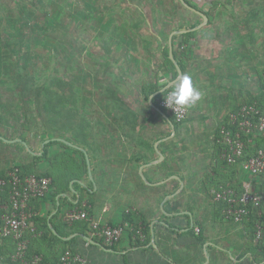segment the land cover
<instances>
[{
    "label": "rangeland",
    "instance_id": "rangeland-1",
    "mask_svg": "<svg viewBox=\"0 0 264 264\" xmlns=\"http://www.w3.org/2000/svg\"><path fill=\"white\" fill-rule=\"evenodd\" d=\"M208 2L213 6L211 13L217 15L214 19L220 26L217 29H225L226 34H222L225 38L231 34L232 55L236 61L241 59L240 66L234 64L231 68V72L239 74L241 85L236 82L237 87L232 90L240 93L241 98H249L256 93L259 77L263 76L264 0ZM178 3V0H0V123L7 137H23L11 144L0 140V165L8 158L17 159L8 166L18 165L24 170L27 167L30 174L38 175L48 170L59 185L72 176L76 177L69 182L78 180V168H81L78 156L85 155L84 149L75 144H51L49 157L39 161L35 157L38 154L28 151L25 134L35 144L31 147L34 152L43 150V141L47 140L45 124L36 110H30L31 114L19 98L22 90V95L27 94L30 100L34 98L29 90L35 85L52 86L62 92L65 83L71 82L75 98L71 102L67 100L61 112L69 126L83 129L87 137L92 136L88 148L97 146L94 152L100 159L132 160L138 145L146 143L149 136L162 133L166 136L162 142L171 148L173 156L185 161L190 174L208 177V170L215 165H210L205 153L206 139L211 134L207 136L206 132L219 123L215 118L211 122L201 118L211 109L208 97L202 95L203 109L198 111V116L188 113L179 129L171 133L169 127L162 125L153 102L142 92L144 85L155 82L162 86L171 77L165 57L166 22L161 20V15L173 19L180 14ZM142 16L159 19L150 18L147 25L152 32H161L160 39L149 35ZM56 80L64 82L62 88L56 87ZM65 93L59 94L64 97ZM23 109L28 111V117ZM85 162L83 166L88 172L86 158ZM235 174L237 180L247 178ZM211 189L205 200L216 205ZM233 240L236 246L232 247L231 255L225 252L220 261L209 264H264L262 250L254 253L248 248L249 242L237 234Z\"/></svg>",
    "mask_w": 264,
    "mask_h": 264
},
{
    "label": "crops",
    "instance_id": "crops-1",
    "mask_svg": "<svg viewBox=\"0 0 264 264\" xmlns=\"http://www.w3.org/2000/svg\"><path fill=\"white\" fill-rule=\"evenodd\" d=\"M178 2L180 14L174 15L173 19L161 15V20L166 22L164 28L167 30V50L172 57L173 50L177 53L182 74H189L193 85L204 97H208L211 109L208 115H202L201 118L205 122H211L212 118L219 122L211 130L209 124H205L209 129L207 136L211 132L206 139L205 153L211 160L210 165L215 167L208 170V177L198 173L190 174L184 160L173 156L171 148L162 142L166 137L162 133H157L155 137L149 136L146 143L138 145L139 149L132 160H128V157H111L109 162L107 159H100L94 152L97 146L88 148L92 136L86 139L87 142L75 144L86 151L90 173L84 169L83 161L85 162L86 157L81 153L78 156L81 163L78 180L69 182L76 177L72 176L65 179V184L59 185L56 183L58 181L48 176L52 180L50 193L43 199L32 201L37 213L35 227L41 230V234L29 237V251L39 252L47 257L48 264H54L56 257L66 247L79 252L92 264H209L211 261H220L221 254L225 252L231 255L232 247L236 246L232 238L236 234L249 241L247 232L245 233L249 221L241 225L234 223L225 218V208L219 210L218 204L207 203L205 200L209 190L213 187L212 194V190L216 189V181L225 178L219 165L222 160L219 159L213 138L218 134L219 124L224 123L227 114L246 102L245 96L241 98L240 93L232 90L237 87L236 82L241 85L239 74L231 72L234 64L241 65V59L239 57L236 61L230 51L233 44L229 39L231 34L225 38L222 35L226 34L225 29H217L220 26L214 21L217 15L211 13L212 3L208 0ZM150 18L152 17H141L150 31L149 35L153 39L155 36L160 39L161 32H152L147 25ZM152 19L159 20L155 17ZM171 59L176 67L177 62ZM173 80L166 79V83L160 87H165ZM153 96L149 97L150 101ZM200 101L190 112L188 109L192 116H198V111L203 109ZM155 111L162 125L169 127L171 133L179 129V126L177 129L171 127L163 110L155 107ZM183 128L185 127H181ZM25 137L29 143L28 151L41 155L42 151L34 152L31 148L35 144L33 145L30 135L25 134ZM19 139L23 137H7L0 123L2 142L11 144ZM127 152L131 153L129 150ZM15 161L18 160H5L0 165V172L4 173L11 168L8 165ZM3 166H7V169ZM238 170L236 167L237 177L247 176ZM250 179L252 188L264 194V176ZM210 181L211 184H208ZM72 208L84 209L91 217L107 224L123 225L119 242L108 246L101 239L92 237L87 221H74L71 224L64 222V213ZM43 221L47 222L50 230L47 234L42 231ZM139 231L141 235L138 234ZM253 241L258 240L254 238ZM13 249V241L0 239L1 254L7 255ZM207 255L209 261L206 262Z\"/></svg>",
    "mask_w": 264,
    "mask_h": 264
},
{
    "label": "built area",
    "instance_id": "built-area-1",
    "mask_svg": "<svg viewBox=\"0 0 264 264\" xmlns=\"http://www.w3.org/2000/svg\"><path fill=\"white\" fill-rule=\"evenodd\" d=\"M166 93L157 100L161 108L167 110L181 123L188 110L170 108L165 103ZM227 123L219 126L218 134L213 138L219 158L229 166H234L247 177L242 180L241 190L234 187H221L212 190L214 202L226 204L225 218L237 224H243L255 216V240L264 234V194L252 188V177L264 175V147L250 153L254 138L264 135V112L255 102H244L235 111L228 113ZM52 180L48 176L25 174L22 168L14 165L0 175V239L13 241L11 253H0V264H46L41 254L32 253L28 257L30 235H39L33 222L36 212L32 201L45 198L51 191ZM64 222L87 221L92 237L99 238L105 245L112 246L119 242L123 225L107 224L91 217L81 208H72L63 215ZM141 235V232L138 233ZM56 264H92L79 252L66 248Z\"/></svg>",
    "mask_w": 264,
    "mask_h": 264
},
{
    "label": "trees",
    "instance_id": "trees-1",
    "mask_svg": "<svg viewBox=\"0 0 264 264\" xmlns=\"http://www.w3.org/2000/svg\"><path fill=\"white\" fill-rule=\"evenodd\" d=\"M165 57H166V62H167L168 66H169V69H170V74H171L170 79L173 80V79L176 78V76L178 74L177 73V69L175 67L174 61L170 58V56L168 54V51H167V53H165ZM172 58L175 60V62H177V64L181 68V62L179 61V59L177 57V53L174 50H173V57ZM1 63H2V61L0 60V69L2 68ZM21 80H22V76H21ZM18 81L20 82V76H19ZM54 83H55L56 87L58 88V87L63 86L64 82L62 80H56ZM21 84H23V86H25L24 83H21ZM257 85H258V89H257L256 93L255 94H250V97L246 98V102H255V103H257L261 107L262 111L264 112V69H263V76L259 77V81H258ZM64 86L65 87L63 88L62 92H57L58 89L56 90L52 86H46L44 84L35 85L33 89L29 90L31 97H32V95H34V98L32 97L31 100L28 98L27 94H25V95L21 94V92L24 91V90H22L20 92V96H19L20 104L23 102V104L26 106V108L29 110V112H30V110L32 111V109L36 110L37 115L40 117V120H42V123L45 124V133H44L45 137H46L45 139L55 138L54 140H50L47 144L44 145V148L42 150V154L41 155L35 156L38 161L40 159L47 158L48 151H49L48 147L51 144L61 143V145L63 144L64 146H67L64 142L58 141L56 139L58 137L63 138L65 140H68V141H70V142H72L74 144H77V145L79 144V142H85L86 139L88 138L87 134L85 133V131L83 129H79V128H75L73 126L72 127L69 126L66 123L65 118L63 117L64 115L61 112L62 108H63V105L67 103V100L69 102H71L75 98L74 97V90L75 89H74L73 83H71V82L68 83L67 82V83H65ZM159 90H161V87L158 86V84L155 83V82H150V83H148V85H144L143 88H142V92H143L144 96L146 97V99H149L150 96L154 95L151 98V102H153L155 107H158L161 110H163V112L167 115L168 122L173 124L174 129H177L178 126H180L181 123L176 122L174 117L167 110H165L164 108L159 107V105H158L157 99H158V97H160L162 95V93H157ZM64 92H66L65 95L63 94L64 97L61 94H59V93H64ZM43 95L46 96L45 99L42 98ZM33 104H34V106H31ZM23 113L26 115V117H28L27 116L28 115V111L26 112L23 109ZM227 118L228 117H226V120L223 123L225 125L227 123ZM69 133H71V135ZM254 144H255L254 146H251L250 153H253L259 147H264V135L256 136L254 138ZM219 165H220L221 170L223 171L222 174L223 175L225 174V178H224V180H219V181L217 180L216 184H215V188L218 190L221 187H231L232 186V187L236 188L238 191H240L241 190V186L240 185H241L242 181L239 179V180H237L235 182V178H236V174H235L236 172L235 171H236V168H234V166L227 165L223 161H219ZM22 170H23V168H22ZM224 171H225V173H224ZM23 172L25 174H30L31 171H30L29 168L26 167L25 170H23ZM0 175H3V173L0 172ZM36 175H38V174H36ZM38 176H51V175H50L49 171H43ZM260 177H262V176H260ZM3 197H4V193L0 192V198L2 199ZM216 204L219 205V210H222V209H224L226 207V204L224 202H216ZM128 220H130V218H128ZM261 220L264 221V216H262ZM35 221H36V219L34 218L33 222H35ZM248 221H249L248 222L249 224L245 228V230H247L249 232V241H248L249 242V247L248 248L250 250H253L254 253L255 252L257 253L258 250H262L263 251L264 250V236H262L260 239H258L257 242L253 241L254 236H255V234H254L255 233V224L257 222V219H256L255 216H252ZM34 224H36V222ZM42 224H43V227H44V230L42 228L43 233L47 234L48 232H50V230L48 229L47 222L43 221ZM37 231H38V233L41 232V230L38 229V227H37ZM32 236H34V235L28 236V239H29V237H32ZM35 236H37V235H35ZM5 240H7V239H5ZM8 240H10V239H8ZM263 252H261V253L263 254ZM32 253L40 254L39 252H30V251H28V254H27L28 257ZM59 256L56 257V259L54 260V262H53L54 264H56ZM262 256L264 257V254ZM43 260H44V262L46 264L49 263V260H48L47 257L44 256Z\"/></svg>",
    "mask_w": 264,
    "mask_h": 264
},
{
    "label": "clouds",
    "instance_id": "clouds-1",
    "mask_svg": "<svg viewBox=\"0 0 264 264\" xmlns=\"http://www.w3.org/2000/svg\"><path fill=\"white\" fill-rule=\"evenodd\" d=\"M161 91L166 93L165 103L172 109H191L202 98V92L193 85L189 74H177L175 80L162 87Z\"/></svg>",
    "mask_w": 264,
    "mask_h": 264
},
{
    "label": "water",
    "instance_id": "water-1",
    "mask_svg": "<svg viewBox=\"0 0 264 264\" xmlns=\"http://www.w3.org/2000/svg\"><path fill=\"white\" fill-rule=\"evenodd\" d=\"M170 56H171V58H172V55H170ZM176 68H177V72H178V74H182V71H181V69H180V67H179L178 64H176ZM159 92H162V91L159 90L158 93H159ZM158 110H159V109H158ZM159 111H160V110H159ZM169 124L171 125V127H174L173 124H171L170 122H169ZM57 140L62 141V142H64V143L67 144V145H72L69 141H67V140H65V139H63V138H57ZM47 142H49L48 139L45 140L44 144L47 143ZM162 158H163V157H162ZM86 160H87V164L89 165V159H88V156H87V155H86ZM89 173H90V171H89Z\"/></svg>",
    "mask_w": 264,
    "mask_h": 264
}]
</instances>
